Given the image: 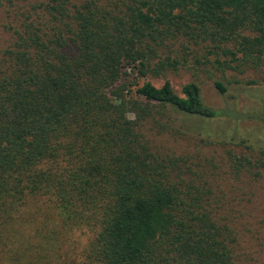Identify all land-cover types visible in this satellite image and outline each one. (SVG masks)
<instances>
[{"label":"trees","instance_id":"16d2710c","mask_svg":"<svg viewBox=\"0 0 264 264\" xmlns=\"http://www.w3.org/2000/svg\"><path fill=\"white\" fill-rule=\"evenodd\" d=\"M35 9L0 59V264H238L214 184L151 138L225 119L196 82L148 78L179 67V41L264 66V0Z\"/></svg>","mask_w":264,"mask_h":264},{"label":"rangeland","instance_id":"374dc122","mask_svg":"<svg viewBox=\"0 0 264 264\" xmlns=\"http://www.w3.org/2000/svg\"><path fill=\"white\" fill-rule=\"evenodd\" d=\"M47 1L0 0V59L24 21L36 19L35 8ZM219 47L179 41L169 50L182 60L179 67L148 78L158 87L169 81L177 93L196 82L204 102L225 119L214 121L213 137L196 131L151 138L156 150L183 156L201 182L214 184L218 216L238 233V264H264V66L230 63L221 47L232 45ZM216 82L226 86V94L219 93Z\"/></svg>","mask_w":264,"mask_h":264}]
</instances>
